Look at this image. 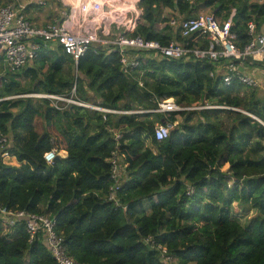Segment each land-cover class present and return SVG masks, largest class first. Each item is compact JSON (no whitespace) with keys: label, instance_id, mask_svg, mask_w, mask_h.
<instances>
[{"label":"trees","instance_id":"1","mask_svg":"<svg viewBox=\"0 0 264 264\" xmlns=\"http://www.w3.org/2000/svg\"><path fill=\"white\" fill-rule=\"evenodd\" d=\"M10 4L21 5L0 0ZM139 7L143 15L128 36L163 45L209 47L199 34L183 38L168 11L190 19L213 9L218 20L232 21L241 49L251 40L248 23L264 25V0H140ZM245 62L264 67L251 58L235 64ZM68 66L72 73H65ZM3 68L0 55V131L12 138L10 153L20 163L0 162L3 209L55 219L67 255L78 264H264V97L258 88L236 77L227 86L225 69L211 77L215 64L195 58L144 55L128 75L119 53L98 43L80 59L76 78L62 46L43 47L32 67L4 75ZM75 86L79 99L122 112L153 111L167 99L206 109L105 121L99 112L76 106L59 112L48 100L19 97L70 95ZM164 122L173 129L158 141L156 126ZM52 149L68 157L49 165L44 156ZM114 155L125 166L119 208L108 201ZM236 205L255 213L250 227L233 219ZM0 264L57 263L43 235L31 241L24 224L10 226L0 216Z\"/></svg>","mask_w":264,"mask_h":264},{"label":"built area","instance_id":"2","mask_svg":"<svg viewBox=\"0 0 264 264\" xmlns=\"http://www.w3.org/2000/svg\"><path fill=\"white\" fill-rule=\"evenodd\" d=\"M63 7L61 18L46 25H37L25 14L29 6L43 8L47 0H29L26 5L10 4L0 7V55L3 56L5 71L15 73L19 70L32 67L40 56L43 47L49 44L62 46L72 57L74 68L78 72V64L89 48L100 44L108 53L118 52L123 71L131 75L141 65L144 55L158 61L162 60H191L195 58L215 64L217 71L222 69L225 85H230L233 78L249 88H259L260 82L251 75L239 72V65L235 61H244L252 58L255 62L264 63V35L254 21L248 23L250 42L243 48L236 45V34L232 32V21L218 20L216 12H200L194 18L180 22L172 19L170 26L179 28L180 34L185 39H191L199 34L208 40L209 47L190 48L189 44L181 45L171 41L163 45L159 41L145 40L141 36L130 37L128 33L134 31L138 21L143 15L139 7L140 0H54ZM195 4V0H189ZM143 86L142 83H140ZM38 99L51 102L59 112H64L71 106L99 112L106 121L108 115L157 113L167 115L197 108H184L177 105L174 99H167L159 103L158 109L153 111L122 112L103 108L85 102L77 97V88H73L70 95L36 94ZM2 101V100H0ZM209 109L216 107H207ZM206 109V108H202ZM173 126L161 124L156 126L155 135L158 141H163L170 136ZM12 138L0 131V162L5 165L18 167L20 163L10 153ZM58 158L57 149L46 153L44 159L52 165ZM16 162V163H15ZM119 156L114 155L108 201L116 208L122 207L118 192L123 184L125 166ZM0 216L7 225L24 224L31 235V241L37 235H43L45 243L57 264H78L66 253L62 238L56 233V220L50 217L29 214L25 211H9L0 206ZM166 253V251L164 250ZM171 261L167 258L166 262Z\"/></svg>","mask_w":264,"mask_h":264},{"label":"rangeland","instance_id":"3","mask_svg":"<svg viewBox=\"0 0 264 264\" xmlns=\"http://www.w3.org/2000/svg\"><path fill=\"white\" fill-rule=\"evenodd\" d=\"M17 1H19L21 5H26L29 2V0H16V2ZM56 4H57V8L59 9V12L57 14L55 13V15L53 13H50L51 2L48 0H47V6L46 7L33 9V10H37L32 15L33 18H35L37 20V22H35V23L37 25H46L49 22H53L54 20L55 21L58 20L60 18L59 13L62 11L63 7L58 2H56ZM211 11H213V9L205 10L202 12L209 13ZM172 14H173V16H172ZM167 17L172 18V19H176L179 22L182 19V17L180 15H178L177 13H170V11L167 12ZM57 47H58L57 44H52V45L49 44L50 50H57ZM65 71H66L65 73H68V72L72 73L73 68L72 67L70 68L68 66V69H66ZM4 74H5V71L3 68V75ZM75 78H76V71H75ZM21 80H23L24 84H27L29 82V80H24L23 78H21ZM0 83H1V80H0ZM258 89L261 92V96L264 97V83H262L261 81H260V87ZM34 95H36V94L21 95L19 97L32 98L35 102H37V100H39V99L37 97H35ZM193 108H197L196 110H202L203 107L197 105L196 107H193ZM189 111H192V110H189ZM182 121H183V119L180 120V122H182ZM254 214H255L254 212H251L249 214H244V212H242L237 205L233 207V212H232L233 219L238 221L244 227H250L252 225L251 219L254 217ZM173 264H175V262H173Z\"/></svg>","mask_w":264,"mask_h":264},{"label":"crops","instance_id":"4","mask_svg":"<svg viewBox=\"0 0 264 264\" xmlns=\"http://www.w3.org/2000/svg\"><path fill=\"white\" fill-rule=\"evenodd\" d=\"M51 2V7H50V13H53L55 15V13L57 14L59 12V9L57 8V4L54 0H48ZM33 9H37V7H31L29 9L28 12V17L33 21V22H37V20L35 18H33V13L37 10H33ZM60 14V13H59ZM167 15V14H166ZM61 18V16H60ZM59 18V19H60ZM58 19V20H59ZM164 27V26H163ZM252 59V58H251ZM250 60V59H249ZM252 61H254L252 59ZM255 62V61H254ZM246 64H241L239 65V72L242 74H247V75H251L254 78H256L259 82L261 81L262 83H264V67L262 66H258V65H254V64H247V62H245ZM261 63V62H258ZM58 151V150H57ZM68 157V153L65 151H58V158L61 159H66ZM16 163V162H15ZM20 166V165H19ZM18 166V167H19Z\"/></svg>","mask_w":264,"mask_h":264},{"label":"water","instance_id":"5","mask_svg":"<svg viewBox=\"0 0 264 264\" xmlns=\"http://www.w3.org/2000/svg\"><path fill=\"white\" fill-rule=\"evenodd\" d=\"M261 33L264 35V25L261 28ZM164 124H167V123L164 122ZM57 159H59V158H57Z\"/></svg>","mask_w":264,"mask_h":264}]
</instances>
